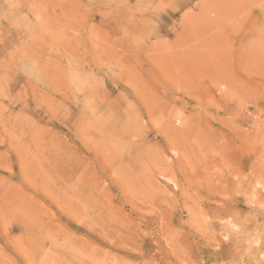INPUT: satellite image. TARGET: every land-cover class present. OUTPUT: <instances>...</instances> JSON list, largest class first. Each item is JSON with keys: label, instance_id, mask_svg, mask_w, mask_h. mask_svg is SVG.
<instances>
[{"label": "rangeland", "instance_id": "rangeland-1", "mask_svg": "<svg viewBox=\"0 0 264 264\" xmlns=\"http://www.w3.org/2000/svg\"><path fill=\"white\" fill-rule=\"evenodd\" d=\"M0 264H264V0H0Z\"/></svg>", "mask_w": 264, "mask_h": 264}]
</instances>
